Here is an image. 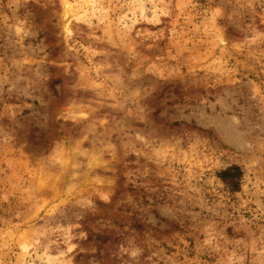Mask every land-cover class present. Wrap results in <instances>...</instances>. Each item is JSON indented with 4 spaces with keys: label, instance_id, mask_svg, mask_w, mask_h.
<instances>
[{
    "label": "rangeland",
    "instance_id": "1",
    "mask_svg": "<svg viewBox=\"0 0 264 264\" xmlns=\"http://www.w3.org/2000/svg\"><path fill=\"white\" fill-rule=\"evenodd\" d=\"M0 264H264V0H0Z\"/></svg>",
    "mask_w": 264,
    "mask_h": 264
},
{
    "label": "trees",
    "instance_id": "2",
    "mask_svg": "<svg viewBox=\"0 0 264 264\" xmlns=\"http://www.w3.org/2000/svg\"><path fill=\"white\" fill-rule=\"evenodd\" d=\"M32 139H35V136ZM242 176L243 172L239 166H231L219 174V177L232 192L240 190Z\"/></svg>",
    "mask_w": 264,
    "mask_h": 264
}]
</instances>
